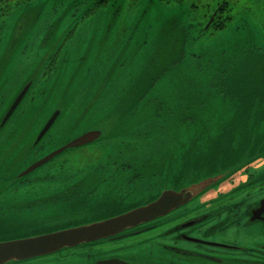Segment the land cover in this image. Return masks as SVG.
Here are the masks:
<instances>
[{
	"label": "rangeland",
	"instance_id": "rangeland-1",
	"mask_svg": "<svg viewBox=\"0 0 264 264\" xmlns=\"http://www.w3.org/2000/svg\"><path fill=\"white\" fill-rule=\"evenodd\" d=\"M222 1L230 3L226 27L201 34L200 24ZM28 83L26 97L1 125ZM55 111L59 117L33 146ZM89 131L101 135L22 176ZM124 158L173 176L233 173L217 192L163 217V227L208 215L186 230L216 227L209 238L264 242L263 223L243 224L248 205L264 200V0H13L0 7V200L19 189L12 181L23 179L36 192L67 180L78 196L75 206L62 202L30 217L0 213V237L31 233L26 226L40 218L96 219L92 205L106 172L93 170ZM59 168L62 179L53 180ZM228 212L242 215L235 220ZM1 224L24 229L3 232ZM98 242L100 250L111 248ZM86 255L76 247L23 264H94Z\"/></svg>",
	"mask_w": 264,
	"mask_h": 264
},
{
	"label": "flooded vegetation",
	"instance_id": "flooded-vegetation-1",
	"mask_svg": "<svg viewBox=\"0 0 264 264\" xmlns=\"http://www.w3.org/2000/svg\"><path fill=\"white\" fill-rule=\"evenodd\" d=\"M229 6V2H218L212 10V14L208 15L204 25L200 24L201 27L199 32L202 34L210 30L213 32L222 31L226 27V23L223 28L221 27L224 22L229 21L227 20L229 17L224 18V11L221 10L223 7H226L228 10ZM211 19H213V21L210 23ZM35 140L36 139H34L33 142L34 144ZM93 171L94 173L98 171L106 172V175L101 179V181L106 183V187H102L100 190L96 189L95 191V194L99 196V201L93 206V208L98 209L96 219L83 223L69 221L67 223L58 224L53 218H40L36 222L26 226V229H29V226L32 225L31 227L38 228V230L41 231V233L38 234H45L112 218L133 209V207H127V203L140 201L145 198L144 201L153 200L164 190L171 189L173 185L179 186V182L181 183V180L185 177V174H183L182 178L179 177L180 174L173 176V172L170 170L153 169L149 164H133L126 158L121 159L119 164L100 167V169H94ZM62 173V168H59L55 173L58 175H56L57 177L53 180L62 179L60 176ZM12 183H17L19 189L22 187V194L21 196L17 195L19 190L17 189L15 193L11 192L8 195H4L0 200L1 214H19L24 217H30L32 215L31 212H33V214L43 213L44 210H50L51 207H61L62 202L72 206L78 204L76 202L78 196L75 195L77 185L67 180L52 182V186L43 188V190L39 192L35 191L32 186L33 184L35 185V183L30 180L23 179L22 182L12 181ZM240 185L241 183L236 186L235 189L237 190ZM219 186L209 192H217ZM66 193L71 194V197H69L70 199L65 197ZM208 193H206L205 196L203 195L204 197L202 196V200L208 197ZM218 195L219 194L216 193V196ZM51 196L53 197L50 198ZM53 198L55 201H52ZM260 200L248 205L247 211L249 213H247L248 215L245 213L247 219L243 224H250L257 221L264 224L263 220H255L253 222L250 220L252 211L259 208ZM31 201L37 206H32ZM53 204L55 205L53 206ZM223 208H226V206H223ZM228 213H231V216L235 217V220H239L242 215V213ZM5 217L6 216H3L2 218ZM261 217L264 218V212L261 214ZM161 219L125 232L120 236L121 238L107 240L106 242L111 243V248H102L100 250L94 247L96 243L99 242L84 244L77 248L85 249L87 251V258L94 264H97L100 260L106 259H119L130 264H264V242L245 245L231 240L228 234H217L218 236H215V233L209 238V236L217 230L216 227L194 234L186 230L190 229V227L185 229L181 228L182 225L194 220L187 218L181 223H176L165 228L163 227L165 221ZM195 220H200V222L197 223L200 224L210 219H208L207 215ZM220 220H222V218ZM247 221L249 223H246ZM18 225V231L24 229V225ZM221 226H224L223 229H227L226 224L222 223ZM24 237H15L12 239ZM130 240L133 244H126V242ZM152 241L153 249L149 247ZM185 244L194 246L190 247ZM94 248L98 250L95 251ZM23 263L25 262L18 264Z\"/></svg>",
	"mask_w": 264,
	"mask_h": 264
},
{
	"label": "water",
	"instance_id": "water-1",
	"mask_svg": "<svg viewBox=\"0 0 264 264\" xmlns=\"http://www.w3.org/2000/svg\"><path fill=\"white\" fill-rule=\"evenodd\" d=\"M213 19L210 20V23ZM209 25V24H208ZM31 83H28L23 87L19 95L6 111L1 125H4L16 112V109L22 103L26 97ZM60 112L55 111L48 121L45 123L41 131L36 137L35 145H37L43 137L47 134L50 128L53 126ZM101 135L100 131H89L76 139L69 141L66 145L56 148L44 157L36 162L32 163L23 173L22 176L28 175L35 169L51 162L53 159L67 151L68 149H77L84 147L88 144L95 142ZM183 174H180L182 178ZM233 174V173H232ZM232 174H212L206 175L201 178H197L198 173H192L191 177L189 172L185 174L187 176V182L182 179L179 186L173 185L171 189L164 190L157 198L153 200L142 199L136 202L127 203V207H133V209L102 221L93 222L85 225H78L62 229L50 233H41L38 228L29 226L31 233H25L23 235L0 237V264H18L26 261H31L39 258H44L49 255H53L63 250L76 248L84 244L96 243L98 241H107L111 239L121 238L120 236L128 231L136 229L140 226L150 224L158 219L166 217L175 210L184 207L196 198H200L209 191L213 190L221 183L226 181ZM190 177V178H189ZM185 178V177H184ZM135 207V208H134ZM264 212V200L259 203V208L252 211L250 218L251 222L255 220H263L261 214ZM48 218V217H47ZM88 222V221H86ZM200 220L190 221L189 223L182 225L181 228L185 229L191 227ZM3 232L18 231L16 226H4ZM34 235V236H32ZM27 236V237H24ZM15 237H24L12 239ZM9 239V240H6ZM97 264H130L119 259H106L100 260Z\"/></svg>",
	"mask_w": 264,
	"mask_h": 264
},
{
	"label": "trees",
	"instance_id": "trees-1",
	"mask_svg": "<svg viewBox=\"0 0 264 264\" xmlns=\"http://www.w3.org/2000/svg\"><path fill=\"white\" fill-rule=\"evenodd\" d=\"M12 1L13 0H0V7L3 6V5H6V4H8V3L12 2ZM225 10H227L226 7H223V9L221 11H225ZM227 20H230V19L227 18ZM225 23L226 22L223 23V26L221 28H223L225 26Z\"/></svg>",
	"mask_w": 264,
	"mask_h": 264
},
{
	"label": "bare ground",
	"instance_id": "bare-ground-1",
	"mask_svg": "<svg viewBox=\"0 0 264 264\" xmlns=\"http://www.w3.org/2000/svg\"><path fill=\"white\" fill-rule=\"evenodd\" d=\"M95 205V204H94ZM94 205H92V206H94Z\"/></svg>",
	"mask_w": 264,
	"mask_h": 264
}]
</instances>
